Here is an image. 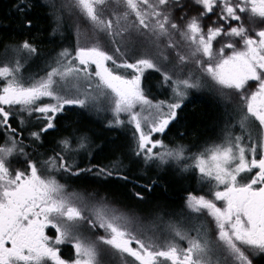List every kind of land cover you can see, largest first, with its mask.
<instances>
[{
    "label": "snow or ice",
    "instance_id": "6c2138e0",
    "mask_svg": "<svg viewBox=\"0 0 264 264\" xmlns=\"http://www.w3.org/2000/svg\"><path fill=\"white\" fill-rule=\"evenodd\" d=\"M108 3L71 0L69 7L114 44L117 37L134 30L157 40L169 37L166 46L176 48L170 37L178 34L191 49L187 56L177 52L179 61L194 62L213 83L219 99L228 98L229 93L238 96L236 123L241 129L256 123L260 134L255 139L251 134H228L221 143L191 157L195 163L188 167L211 187L207 195L189 194L185 207L190 217L206 213L211 218L215 246L223 248L232 264L264 259V0H191L197 9L194 15L183 12L188 6L180 0H116L124 10L104 18L102 8ZM22 7L21 0L17 11ZM174 10L183 13L177 18L179 23L173 18ZM257 23L259 27L252 26ZM24 26L31 27L32 21L25 20ZM5 51L13 57L0 59V264H99L97 241L130 258V264H221L213 258V241L203 224L191 230L195 235L169 225L170 238L157 242L138 230L139 217L134 213L114 206L106 195L69 193L55 175L90 173L102 181H128L121 164L74 168L64 155L74 151L70 137L58 141L60 152L43 160L33 158L45 135L58 130V118L66 107L95 108L96 91L111 97L113 119L106 127L123 125L120 114H128L136 139L133 155L144 165L184 160L182 146L168 148L154 134L165 133L178 119L187 90L201 87L199 78L189 75L174 81V102L153 103L141 87L146 70L161 71L151 58L118 62L98 45L78 46L74 55L62 50L43 76L25 81L20 75L23 64L16 57L37 55V47L24 40ZM115 51L120 53V48ZM120 69L133 74H120ZM163 78L172 81L166 72ZM69 82L75 83L65 89ZM45 98L51 102L45 103ZM137 105L140 111L135 110ZM145 110H149L147 116L142 115ZM33 119L37 130L28 133L25 143L23 132ZM74 138L78 148L87 147V135ZM13 158H22V166L12 167ZM138 186L151 190L149 185ZM132 195L144 200L141 192ZM83 230H103L104 235L89 240ZM66 244L73 249L70 260L61 255V246Z\"/></svg>",
    "mask_w": 264,
    "mask_h": 264
},
{
    "label": "trees",
    "instance_id": "16d2710c",
    "mask_svg": "<svg viewBox=\"0 0 264 264\" xmlns=\"http://www.w3.org/2000/svg\"><path fill=\"white\" fill-rule=\"evenodd\" d=\"M180 2L188 6L183 12H187L189 15H194L196 13L197 9L192 6L191 0H180ZM22 3L24 7H22L21 11H17V7L21 6V0H0V57L4 50L12 44L29 40L35 44L38 49V54L45 62L51 57V53L53 52L59 54L62 50L68 49L73 53L79 46L76 45V40L82 39L80 33H84L85 37L91 40V42H88V45L100 46L102 50L113 55L118 62L127 60L129 63H132L137 59L146 57L138 54L137 50L128 52L120 47V53H116L115 48L117 46L112 42L111 38L107 34L95 30L79 13L76 16L78 19H75L77 30L72 32L67 38H65L66 36H62L61 38L58 36L60 30L57 31L59 26L58 21L56 17L52 15L49 8L45 7L40 2L38 3L31 0H22ZM29 3L31 6L28 8L27 6ZM112 4V11H115L114 8L121 12L124 10L123 6H118L116 1H113ZM102 11H104V18H113L107 13V5L102 8ZM182 14L180 10H174L173 18L177 19ZM25 20H31L32 26H24ZM177 22L179 23L180 21L177 19ZM68 26L71 28L70 24H68ZM259 26L258 23L255 24V27ZM62 29L64 30L63 27ZM88 30L90 32L86 33ZM168 39L169 37H165L162 40L163 43L167 44ZM170 39L175 44H177V42H184L178 34H173ZM37 55H34V58ZM162 70L168 72L166 69ZM162 70L160 73H156L154 69H148L143 76L145 84L151 87V84H154L157 79L159 82V78L165 82L164 78L160 77V75L163 74ZM37 73L38 79L45 74V71ZM205 98L206 95L197 94L185 102L178 111V119L170 124L169 128L162 134V138L172 143H174L175 140L179 141V139L184 141L200 140L201 144L203 142V136L207 135L208 131L215 128L218 124L226 128L231 118V113H228L230 110L226 108L228 106L221 102H207ZM218 104H220V106ZM84 113L85 111L78 106L66 107L65 113L58 118V130H51L47 133L43 138L42 146H38L35 153H33L32 148L27 149V151L33 153L34 159L38 158L43 160L48 156L54 155L56 152H60L58 141L61 138L70 137L73 138L74 142V137L77 136L76 134H78L77 137L80 135L89 136L92 152L89 153L88 156L85 153L81 154L85 155L84 159L81 158L82 161L77 163L79 152L75 153V147L74 144H72L74 151L64 153L68 163L72 164L74 168H84L90 165L103 167L110 166L113 163H119L121 164V171L124 175L129 177V180L124 181L116 178H109L107 181H102L94 178L90 173H84L79 177L69 176L63 172L55 173L59 182L66 185L69 193H74L80 185L86 188L93 187L94 190L104 191L106 194L112 196L114 205H117L118 208L125 207L136 216L138 215L137 209L141 206L143 208L142 211L151 213L155 211V216L159 215V219H157L159 221L177 220L179 223H182V220L186 219L184 224L186 229L183 227L180 228L190 231L193 235V231L189 228L191 225L192 228H194L197 222L201 220L202 216L200 215L197 218L188 215L185 207L186 197L189 194L207 195L211 185H208L206 181L201 182L200 176L193 168H188L187 172H159L157 168L150 165H140L137 162V159H139L138 157L134 158L131 153L127 154V150H131V147L129 146V140H124L125 137L121 130L107 128L103 125V121H99L95 118L93 120ZM31 129L33 128L27 127L23 132V136L26 138L25 143L29 142L26 133L34 131ZM198 147L199 146L195 149ZM19 159L13 158L12 167L22 166ZM194 180L199 182L201 186L203 185L204 188L200 190L195 189ZM152 181H155V184H152ZM94 182L95 184H93ZM138 185H149L151 190L146 191ZM133 192H141L144 196V200L135 199L132 195ZM194 221L195 223L193 224ZM207 230L209 232V239L212 240L214 231H209L208 228ZM100 235H104L103 230H96L94 232L83 230V236L89 240H97V237ZM168 238H170L169 234L167 237H160L158 242H163ZM178 243H183L186 246L185 242L178 241ZM101 246L105 247L110 253L111 260L104 263L100 257L101 250H98L99 264H130V258L122 257L114 249L97 241V249ZM61 255L65 259H72L73 249L71 246L67 244L64 246L62 245ZM229 260L232 262L231 259ZM254 264H264V259L256 260Z\"/></svg>",
    "mask_w": 264,
    "mask_h": 264
},
{
    "label": "rangeland",
    "instance_id": "374dc122",
    "mask_svg": "<svg viewBox=\"0 0 264 264\" xmlns=\"http://www.w3.org/2000/svg\"><path fill=\"white\" fill-rule=\"evenodd\" d=\"M42 1L41 3L49 8L50 12L54 17H56L58 21V28L57 31L60 30L58 36L62 38L67 36H70L72 32L77 30V24L75 19H78L76 16L78 14V11L74 8H70L69 5L71 4V0H40ZM113 1L116 0H109V3L107 4L108 6V11L112 16V13H120V10H117L114 8L115 11H112V3ZM39 3V2H38ZM31 6V4H28V8ZM34 6V5H33ZM119 6V5H118ZM104 14V11H103ZM129 24L131 23V19L128 22ZM70 24L71 28L68 26ZM124 27H127V24L123 25ZM255 27V24L252 25ZM64 28V30L62 29ZM90 31H86V33H89ZM82 39H78L77 44L79 47H91L93 45H88V42H91L90 39L85 37L84 33H80ZM164 38L160 39H155V38H149L146 34L145 35H140L137 32L130 31L126 32L123 36L117 37L118 43H116L117 47L124 48L128 52L131 50H137V53L140 55H144L148 58H151L154 60L155 63H157L158 67L161 69H166L168 72L163 71L162 73H168L169 75L172 76V81H167L163 82L162 79L159 78L154 82V84H151V87L149 85L145 84L144 79L142 77L141 79V87L144 90L145 95L153 102L157 103L159 101H166V102H174V95H173V87H174V81L178 79H185L188 78L189 75H191L193 78H199L201 87L200 88H193V89H188L187 90V99L185 102L190 100L193 96L197 94H204L206 95L205 100L208 101H213L214 103L216 102H221L224 105H227L231 113V118H230V123L229 125L225 128L218 124L215 128L211 129L208 131L207 135L203 136V142L199 145L197 149H194L193 152L189 151L186 145L180 143L179 141H175L174 143H171L170 141H166L161 138V134H154L155 139L162 140L163 143L168 147V148H177V147H183L184 148V155L185 159L181 161H175V160H170L167 164L163 166H159L157 169L159 172L161 171H166V172H187L189 165L194 164L195 162L191 159V157L195 154L200 153L203 151L206 147L211 146L213 144L221 143L225 136L228 134H231L233 136L237 135H244L247 136L248 134H251L252 137L254 138L255 133L257 132V125L255 122H250L246 129H241L236 121L239 119V116L236 115L237 110L236 108L239 106L240 101L238 99V96L235 94L229 93L228 98L221 100L218 98V95L215 91V86L213 83L203 75V73L198 69L197 65L192 62L191 60L188 63H181L179 61V58L177 56V52H179L181 55H189L191 49L187 46L186 42H177V47L176 48H168L165 44L163 43ZM18 44V43H17ZM16 44H12L9 48L11 49L15 47ZM71 52V51H70ZM56 52L51 53V57L44 62L43 59H41V56L38 54L35 58L34 56H28L26 53H20L18 57L21 60V63L23 64V68L21 69L20 75L24 78L25 81L30 80L31 78H37V72L40 71H45L49 69L50 66H54L53 61L58 57V54H55ZM60 53V52H59ZM72 53V52H71ZM73 55L75 54V51L72 53ZM7 56V58H12L13 53L11 51H6L4 50L2 56L0 59H4ZM163 57H167V59H164ZM109 66L111 67L112 65L109 62ZM94 68V66H93ZM147 71V70H146ZM145 71V73H146ZM120 74L123 75H128L129 77L133 74L132 70L130 69H120L119 70ZM154 72H157L154 69ZM144 73V75H145ZM44 75V74H43ZM42 75V76H43ZM160 77H163V74L160 75ZM75 82H69L68 85L65 86V89L70 88L71 84ZM83 87V85H82ZM71 94H75L74 92ZM93 95L96 97L95 99V108L89 107L86 109H83L85 111L84 114L87 116L91 117L93 120L98 119L99 121H103V125L106 126V123L109 120L113 119V115L111 112V97L110 96H105L102 92H96L93 91ZM45 103L51 102L48 100V98H45L44 100ZM184 102V103H185ZM220 106V104H218ZM68 108V107H67ZM82 109V108H81ZM136 111H140V106H136ZM149 114V110H145L142 115L147 116ZM228 117V116H227ZM120 119L123 120L125 123L117 128V130H121L122 134L125 137V141L129 140V146L131 147V150H127V154L131 153L132 157L137 158L133 155V151L135 149V144H136V139L135 136L133 135L134 133V126L130 123H128V114L127 113H121L120 114ZM36 129H31V130H37V125L35 120L33 119L31 126H34ZM256 125V127H255ZM255 127V128H254ZM108 128V127H107ZM259 129V128H258ZM29 133V132H28ZM28 133H26V137H28ZM98 134V133H96ZM260 134V130H259ZM78 136V134H76ZM76 136V137H77ZM93 136V135H92ZM89 137V136H88ZM207 138V139H206ZM30 139V138H29ZM206 139V140H205ZM91 140L89 138L88 140V145L84 149L78 148L77 143L75 142L74 139V147H75V153H78V157H81L83 153H85L87 156L89 153L92 152V146ZM133 150V151H132ZM156 151H163V149H156ZM81 155V156H80ZM128 156V155H127ZM77 157V158H78ZM129 158V156H128ZM140 159V158H139ZM187 169V170H185ZM195 170V169H194ZM196 173L199 175L198 171L195 170ZM210 185V184H209ZM85 187L79 186L77 189L78 194H82L86 196L85 193ZM209 192V191H208ZM219 203V202H218ZM143 208L140 206L139 209H137L138 212V217L139 221L137 224V228L139 231H141L145 236L151 237L157 242L160 240V237L164 238L167 237L169 234V225H177L179 227H183L184 229L185 226V220H182V223H179V221H159V215L155 216V211L153 213L151 212H145L142 211ZM130 213H133L130 211ZM201 218L204 220H210L211 218L207 216V214H201ZM196 220V219H195ZM195 221L193 222V224ZM204 225L206 228L209 229V231H214L212 235V241H213V258L214 259H219L221 261V264H232L230 262L227 253L223 250L221 247H216L215 246V225L214 223L210 220L209 223L207 224L206 222H202L201 220L197 222L196 227H199L200 225ZM208 225V226H207ZM192 228V225L190 226L189 229H194ZM87 231V230H86ZM193 235H195V232L193 231ZM49 234L51 235L52 232L51 230L49 231ZM181 246H185V244H180ZM64 246V245H63ZM98 250H101L100 252V257L101 260L104 261V263H107V261H110V253L107 251V249L103 246L99 247Z\"/></svg>",
    "mask_w": 264,
    "mask_h": 264
},
{
    "label": "bare ground",
    "instance_id": "6f19581e",
    "mask_svg": "<svg viewBox=\"0 0 264 264\" xmlns=\"http://www.w3.org/2000/svg\"><path fill=\"white\" fill-rule=\"evenodd\" d=\"M10 47V46H9ZM8 47V48H9ZM2 56V55H1ZM1 58V57H0ZM161 138H162V136H161ZM163 139V138H162ZM175 141H177V140H175ZM174 142V141H173ZM179 142L180 143H182V144H184V145H186V147L188 148V150L189 151H192L193 152V150L197 147V146H199V144H200V140H194V141H184V140H182V139H179ZM172 143V142H171ZM84 156L85 155H82L81 157H79L78 158V160H77V163L78 162H80V161H82V159H84ZM82 158V159H81ZM137 162L140 164V165H143L144 166V164H143V162H142V160H140V159H137ZM150 166H152V167H155V168H158L159 166L157 165V164H155V163H153L152 165H150ZM194 183H195V189H202V188H204V186L202 185H200V183L199 182H197L196 180H194ZM93 184H95V182L93 183ZM80 186H83V185H80ZM84 187V186H83ZM86 188V187H85ZM74 193H77V189L74 191ZM85 193H86V195L88 194V193H99L100 195H106L107 196V198L113 203V205H114V200H113V197L112 196H110L109 194H106V192H101V191H97V190H94V188L93 187H88V188H86L85 189ZM114 206H116L117 207V205H114ZM120 209H122V210H124V211H127V212H130V210H128V209H126L125 207H123V208H120ZM211 220V219H210ZM210 220H204L203 218H201V221L202 222H206L207 224L209 223V221ZM182 244V243H181Z\"/></svg>",
    "mask_w": 264,
    "mask_h": 264
},
{
    "label": "flooded vegetation",
    "instance_id": "af4514ba",
    "mask_svg": "<svg viewBox=\"0 0 264 264\" xmlns=\"http://www.w3.org/2000/svg\"><path fill=\"white\" fill-rule=\"evenodd\" d=\"M31 1H34V2H42V1H40V0H31ZM239 99V98H238ZM239 106H240V104H239ZM239 106L236 108L237 110H239ZM15 126V125H14ZM170 126V125H169ZM28 127H31V128H33V129H36L35 128V125L34 126H31V125H29ZM255 127H256V125H255ZM254 127V128H255ZM162 135V134H161ZM257 136H259V129L257 128V132L255 133V136H254V139L257 137ZM208 183V182H207ZM209 184V183H208Z\"/></svg>",
    "mask_w": 264,
    "mask_h": 264
}]
</instances>
